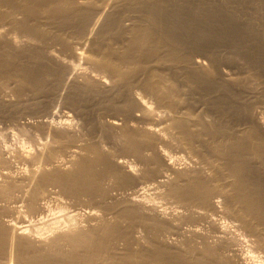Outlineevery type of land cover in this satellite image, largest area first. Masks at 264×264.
Returning a JSON list of instances; mask_svg holds the SVG:
<instances>
[{"label": "bare ground", "instance_id": "1", "mask_svg": "<svg viewBox=\"0 0 264 264\" xmlns=\"http://www.w3.org/2000/svg\"><path fill=\"white\" fill-rule=\"evenodd\" d=\"M140 1L0 0V118L18 141L0 132V264H264V112L223 124L194 101L188 84L237 74L172 41L162 11H126ZM31 52L66 74L67 113L13 110L9 81L44 83L8 69ZM186 157L197 166L176 168Z\"/></svg>", "mask_w": 264, "mask_h": 264}, {"label": "rangeland", "instance_id": "2", "mask_svg": "<svg viewBox=\"0 0 264 264\" xmlns=\"http://www.w3.org/2000/svg\"><path fill=\"white\" fill-rule=\"evenodd\" d=\"M140 2V4H137V7L136 3L133 5L129 3L126 11H162L161 13L163 14L160 13V15L164 21L163 28L165 32L173 36L172 41L179 45L191 47L200 44L202 50L213 54L221 68L228 67L232 72L237 74L236 79L240 84L238 88L231 87L227 89L225 85L218 82H204L200 86L188 84V89L191 91V97L194 101H202L210 109L214 107V109L222 111V108L225 111V115L221 116V123L223 124H228L239 113H243L245 111L243 109H248L252 112H264V0H142ZM164 17H167L169 20L167 18L165 20ZM170 18H172L171 21ZM111 35H105V37L108 38ZM31 53L36 57H30L29 53H27L28 56L25 53H20V56L17 54L19 58L18 56H14L13 59L17 60H12L11 66L8 69H14L16 66L23 67L26 69L25 71H28V75L31 78L34 77V80L35 77L43 78L44 83L42 85L44 87L42 86L35 90V87L27 86L19 90L20 95H16L13 91V86H16L14 79L9 81L11 90H7V93L9 94L10 101H15L13 102L15 103V109L13 110H21L23 108V116L27 117L30 121L39 120L37 117L45 116L49 109L52 112H57L58 115L67 113L68 110L63 106H59L60 104L58 103V100H60V94L58 95V93L62 90L61 83L66 74L62 76L61 72L63 69L61 67L43 63L40 57H38L42 55L41 52ZM20 57L23 58L21 59ZM77 69L78 73H83L82 66H79ZM53 70L57 72L54 71V75L59 73L58 77H47L48 74H53ZM54 78L55 80H53ZM39 90L42 91L40 92ZM243 90L248 92L245 93ZM194 92L201 93L202 95ZM249 92L251 95L248 94ZM21 105H25L26 107ZM89 107L93 110L97 105L93 103ZM43 110L44 112H42ZM0 119H2L0 120V132L2 134L5 133L6 137H8V141L10 142H8V146L17 147V137L12 133L15 120L9 116ZM76 123L78 133L87 134L85 127L83 126L84 128H82V123ZM88 134L85 137L88 141L91 140V143L97 142L100 137L99 133H94L91 136H88ZM94 138L98 139L95 140ZM2 140L0 138V142ZM110 145L106 146V149L114 151L119 156H125L129 153L121 143L114 144V146ZM178 150L176 147H172V154H176ZM179 155H184V153L177 156ZM190 161L186 157L184 159H176L174 164L176 168L181 170L197 166L195 165V161ZM63 163H66V160L59 161V165ZM13 167L16 172H20L22 169V166L17 163ZM168 212L173 211L168 210Z\"/></svg>", "mask_w": 264, "mask_h": 264}]
</instances>
